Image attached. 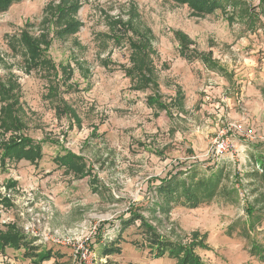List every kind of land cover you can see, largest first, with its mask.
Wrapping results in <instances>:
<instances>
[{"label": "rangeland", "instance_id": "rangeland-1", "mask_svg": "<svg viewBox=\"0 0 264 264\" xmlns=\"http://www.w3.org/2000/svg\"><path fill=\"white\" fill-rule=\"evenodd\" d=\"M70 5L78 7L71 20L79 28L59 38L54 32L68 20L56 26L52 11ZM21 32L35 39L46 34L45 57L54 63L56 79L46 68L26 71V53L17 41ZM179 33L190 41L186 58L179 54ZM146 45L157 94L152 88L136 90L135 78L127 73L135 69V46ZM60 65L72 70L66 83ZM0 82L16 87L24 125L5 134V140L28 137L42 143L43 153L36 166L0 164V230L5 225L21 229L29 215L39 214L51 229L89 221L98 232L100 222L128 208L149 209L156 200L150 188L166 170L198 161L203 172L211 163L225 168L226 193L197 209L176 207L167 217L142 214L164 239L202 242L207 250L195 253L204 264H264L249 255L251 240L264 246V212L250 240L243 235L246 205L263 192L248 161L264 160V145H251L249 139L264 138V7L259 0H238L206 16L170 0H23L0 14ZM154 93L165 110L146 105ZM62 103L75 112L79 125L68 114H56ZM221 132L233 147L211 158ZM61 148L82 157L83 178L53 163L64 154ZM135 234V228L123 233L127 243L121 244L119 262L176 264L130 245ZM53 249L65 251V257L42 264H76L68 248ZM23 262L19 255L0 253V264Z\"/></svg>", "mask_w": 264, "mask_h": 264}, {"label": "trees", "instance_id": "trees-1", "mask_svg": "<svg viewBox=\"0 0 264 264\" xmlns=\"http://www.w3.org/2000/svg\"><path fill=\"white\" fill-rule=\"evenodd\" d=\"M23 0H0V14L7 11L13 4L20 3ZM176 4L187 5L197 16H206L213 14L218 9H224L226 6H233L238 0H170ZM259 6L264 7V0H259ZM76 5L58 6L53 12L55 25H62L66 20V24L54 32L59 38L74 34L78 30V24L71 20L77 12ZM121 28V25H120ZM40 35L39 39L31 38L28 33L21 32L17 41L25 53L26 71L34 69L46 68L50 71L52 79L56 76V68L54 63L45 57L46 51L49 48L50 42L47 36ZM179 45V54L182 57H188V46L190 41L181 33L177 34ZM143 42L148 45V40L145 36ZM16 41V42H17ZM18 45V44H17ZM135 46L134 55L131 56V61L135 69L127 72L131 80L135 78L136 90H146L152 88L155 92L157 89L156 80L153 74V67L148 62L149 46ZM40 46H44L42 50ZM17 49V47H13ZM204 64L210 68L215 66L206 60L202 59ZM59 71L62 74V83H66L72 77V70L69 66L60 65ZM16 87L6 86L0 82V164L17 165L21 161L29 162L36 166L43 158L42 143L35 142L32 139L17 135H11L8 140H5L4 135L9 132H20L24 129L22 114L18 98L14 93ZM54 87H49V97H53ZM157 94V92H156ZM148 107H155L158 110H165V106L160 102L157 95H152L146 98ZM56 114L58 116H68L74 120L76 125H79L76 114L65 104L56 105ZM95 132V130H93ZM261 144L262 141H254L251 145ZM63 150V148H61ZM64 151V150H63ZM64 154H59L53 159V163L58 168H63L64 173L71 174L74 177L83 178L86 175V165L82 157L72 154L69 151H64ZM250 165H254L252 173L258 176L260 188L263 192L256 196L252 205L247 204L245 213L247 216L246 228L243 231L244 239L249 241L248 234L256 228V224L260 223L264 212V160L253 157L250 158ZM199 163V164H198ZM207 164V163H206ZM210 165V164H209ZM207 167L206 171L200 169V162H192L188 165L171 167L161 178L157 180L158 185L150 188L156 200L149 202L150 208H128L125 213L118 215L111 221H104L98 224V234L92 243V248L95 251L96 246L101 242L102 245L99 251V257L107 258L109 256H119L121 254L122 243H127L123 238V233L129 229H136V240L129 242L133 247L146 251L154 259L168 258L175 260L176 264H204L200 257L195 253L197 249L207 250L202 242H192L191 245H183L180 242H175L171 239H164L157 227L152 225V220L144 217L143 211L148 212L153 219L156 215L167 217L168 214L176 207L187 209H197L201 206L208 205L221 192L226 191V184L229 180V175L225 172L224 167L211 163V167ZM177 168V169H176ZM258 189V191L260 190ZM95 194L101 195L98 189H94ZM226 193V192H225ZM112 202V201H111ZM8 205L7 202H4ZM112 203H118V200H113ZM149 206V205H148ZM147 206V207H148ZM258 210H254L255 207ZM257 214V216H255ZM155 219V218H154ZM139 223V226H136ZM4 231L0 230V253L6 248L19 250L23 249V257L32 260L34 264H42L52 258L59 260L62 258L60 254H52L50 250L45 252L40 251L44 245L36 244V239H31L25 236L16 226L5 225ZM45 247V246H44ZM249 255L257 258L260 262H264V246H260L253 240L250 242ZM54 264H58L56 261ZM102 264H125L106 260ZM130 264V263H127Z\"/></svg>", "mask_w": 264, "mask_h": 264}, {"label": "built area", "instance_id": "built-area-1", "mask_svg": "<svg viewBox=\"0 0 264 264\" xmlns=\"http://www.w3.org/2000/svg\"><path fill=\"white\" fill-rule=\"evenodd\" d=\"M235 137L233 134L231 135ZM251 142L262 141L264 138H249ZM213 149L210 152L211 158L219 157L232 149V140L226 138L223 132L213 142ZM22 233L31 239H36V244L44 246H56L68 248L71 251L73 263L87 264L89 259L94 258L92 243L96 238L97 224L89 221H82L71 228L51 229L45 218L39 214L29 215V220L21 227Z\"/></svg>", "mask_w": 264, "mask_h": 264}, {"label": "crops", "instance_id": "crops-1", "mask_svg": "<svg viewBox=\"0 0 264 264\" xmlns=\"http://www.w3.org/2000/svg\"><path fill=\"white\" fill-rule=\"evenodd\" d=\"M183 58H185V57H183ZM180 109H181V106H180ZM238 139V138H237ZM67 174V173H66ZM95 187H91V190L93 191V189H94ZM92 191H90V192H92ZM94 194V193H93ZM95 195V194H94ZM9 205V204H8ZM52 229H55V228H52ZM59 229V228H58ZM21 230V229H20ZM101 245H102V243L100 242L97 246H96V250L94 251V255L96 256V260H95V264H102V263H104L107 259L108 260H110V261H113V262H117V263H121V262H119L118 261V258L117 257H119V256H109V257H107V258H100L99 257V251H100V247H101ZM45 247H47V246H45ZM120 247H121V245H120ZM47 250H50L51 251V253L52 254H60L61 256H62V259L65 257V255H66V252L65 251H63V250H54L53 249V246H49V247H47V249L46 250H44V246H43V248H40L39 249V252L40 251H42V252H45V251H47ZM121 252H122V248H121ZM1 253H5V254H11V253H13V254H15V255H19V257L20 258H22L23 259V263L22 264H34L33 263V261L32 260H29V259H26V258H24L23 257V253H24V251H23V249H19V250H13V249H9V248H6L3 252H1ZM64 256V257H63ZM94 256V257H95ZM52 259H54V258H52ZM56 259V258H55ZM56 261H58V260H56ZM123 263V262H122Z\"/></svg>", "mask_w": 264, "mask_h": 264}]
</instances>
